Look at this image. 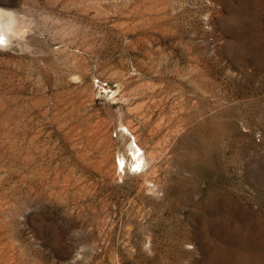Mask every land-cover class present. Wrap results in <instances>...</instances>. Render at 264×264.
I'll list each match as a JSON object with an SVG mask.
<instances>
[{"label":"rangeland","instance_id":"rangeland-1","mask_svg":"<svg viewBox=\"0 0 264 264\" xmlns=\"http://www.w3.org/2000/svg\"><path fill=\"white\" fill-rule=\"evenodd\" d=\"M0 7V264H264V0Z\"/></svg>","mask_w":264,"mask_h":264},{"label":"bare ground","instance_id":"bare-ground-1","mask_svg":"<svg viewBox=\"0 0 264 264\" xmlns=\"http://www.w3.org/2000/svg\"><path fill=\"white\" fill-rule=\"evenodd\" d=\"M6 14V13H5ZM4 14V15H5ZM1 15H3V12L2 11H0V17H1ZM4 18V17H3ZM1 20H3L2 18L0 19V27H6V29H4L3 30V34H0V42H3L5 39H6V31H8L9 30V27H8V23L7 22H4V23H2L1 22ZM11 30V29H10ZM16 30H17V27H16ZM1 31V30H0ZM135 151H137V150H139V148L137 149L136 147H135ZM136 153V152H135ZM138 156V155H137Z\"/></svg>","mask_w":264,"mask_h":264},{"label":"clouds","instance_id":"clouds-1","mask_svg":"<svg viewBox=\"0 0 264 264\" xmlns=\"http://www.w3.org/2000/svg\"><path fill=\"white\" fill-rule=\"evenodd\" d=\"M0 11H14V9H11V8H4V7H0Z\"/></svg>","mask_w":264,"mask_h":264}]
</instances>
